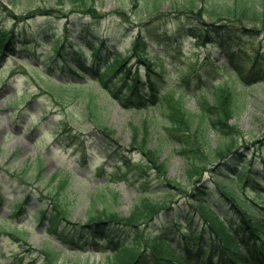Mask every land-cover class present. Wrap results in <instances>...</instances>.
<instances>
[{"label":"rangeland","instance_id":"1","mask_svg":"<svg viewBox=\"0 0 264 264\" xmlns=\"http://www.w3.org/2000/svg\"><path fill=\"white\" fill-rule=\"evenodd\" d=\"M0 2L19 17L28 16L40 9L45 11L54 9L58 12L56 14L61 13L60 18L39 16L33 20L19 22L16 28L18 34L30 38L36 36L42 46L44 43H51L52 35L63 34L67 15L71 23L81 25L78 32H72L74 42L79 38V31L86 28L98 37L105 38L110 50L120 54H125L130 49L136 31L133 32L130 30L132 28L122 24L120 16L115 12L126 10L133 14L134 19L142 18L149 21L153 15L151 12V16H141L133 9V0H97L96 16L102 18L86 14L83 9L74 8V0H0ZM183 3H186V0H159L158 14L176 12L183 8ZM0 21L2 27L11 28L14 25L13 20L7 16H1ZM157 21L158 19L152 20L150 24L163 23V21L156 23ZM179 45L180 51L172 58L167 55L164 44L158 46L151 43L149 47L151 56L158 54L161 58V62L157 64L163 65L167 70L168 83L179 80L185 67L189 62H195L200 52L204 55L212 54L215 59L219 58L214 46L203 48L194 44L189 38L182 39ZM34 47L32 45L31 49L33 50ZM41 51L42 49H38L39 53ZM28 63L22 64L14 58H8L5 64L0 66V87L5 85L0 91V202L2 203L0 227L5 229L0 232V264H41L42 249L57 251L61 248L58 242L49 239L44 230L39 229L35 223L40 211L51 208L49 194L54 198L57 197L67 207L70 213L69 220L75 225H87L90 214L95 213V208L102 210L109 207L121 217H128L134 205L141 200V189L109 180L105 175L99 178V169L104 165L105 169L102 173H111L116 168L130 180V184L132 182L134 184L133 172L129 170L131 168L117 166L116 160L123 156L131 160V164L150 165L149 157L146 155L149 150L154 152L159 163L165 164L167 178L181 183L183 192H176L177 202L173 200L168 210L145 229L140 253L145 254L147 264H152L150 260L152 255L150 249L145 246L144 239L160 232H164L174 247L180 249L185 240L177 224L183 222L181 228L184 231L191 225V229L196 230L197 227L200 230L199 228L204 226L198 212L191 209L186 198H180L186 193L185 191L193 193L192 188L199 187L203 183L210 187L217 181L216 174L202 171L197 181L200 179L203 182L195 185L196 178L188 175V169L190 171L193 169L192 165L189 166L180 155L179 149L170 142L166 132L169 121L161 111L145 112L126 108L123 104L126 103L124 101L127 98H124L121 104L115 97L100 92L98 87L92 90L85 87L75 102H64L46 90L45 81L31 68V63L34 62L28 60ZM200 63L201 61L193 65L199 66ZM144 69L145 66H142L141 71L144 72ZM222 75V72L212 75L205 72L203 79L218 84L228 78ZM232 77L231 80L237 79L236 75ZM66 79L69 82L83 81L71 77ZM247 94L244 108L235 119L229 121V124L237 126L242 134V137H239L240 143L234 142L229 137H222L210 128L207 152L211 153L213 161L222 157L221 151H224V155L232 151L240 152L250 163L258 160L256 170H264L259 158V155L264 157V81L249 88ZM191 95V98H185L186 107L190 112H196L197 92L193 91ZM138 96H132L131 100L137 101ZM94 115L100 118L103 126L112 131L111 137L94 129ZM65 131L68 133L65 134ZM69 136L80 139L84 148L80 149L72 145ZM143 143L147 146L145 149L142 148ZM104 145L114 150L120 149L114 157L104 159L102 149ZM84 157L87 159L86 163L82 162ZM149 173L151 186L154 188L152 198L161 200L159 189V185L162 184L161 175L158 176L157 170ZM262 186L264 188V184ZM29 193L33 196L27 217L12 218L9 210L12 203L18 202L19 196L23 198ZM103 193L106 198L102 196ZM111 193H118L120 199L114 201L110 196ZM242 196L251 204L252 201L264 203L261 196L252 191L246 190ZM212 201L225 204L217 191H212ZM186 212L187 221H176L183 219L187 215ZM16 224L19 231L30 230L26 238L27 244L16 242L14 240L16 237L13 238L7 232V230L12 231ZM238 239L241 242L238 246L240 250L244 249L246 243L249 245L254 243L251 236L245 233ZM208 252L203 259L194 257L192 264H220L222 255L218 246L210 245ZM111 258L109 254L97 249L84 248L82 251H66L60 256L59 264H109Z\"/></svg>","mask_w":264,"mask_h":264},{"label":"trees","instance_id":"2","mask_svg":"<svg viewBox=\"0 0 264 264\" xmlns=\"http://www.w3.org/2000/svg\"><path fill=\"white\" fill-rule=\"evenodd\" d=\"M133 2H135L134 9L141 15L152 12L156 15L153 19L171 20L173 28L168 32L167 29H159L158 25L143 23L137 30L131 50L127 54L113 55L109 51L107 41L86 28L79 31L80 41L74 43L72 30L78 32L81 25L70 21L63 27L64 35L58 37L52 35L51 44L45 43L49 51L43 50L41 54H38L39 45L37 44L40 42L38 38L36 36L30 38L26 35L21 39L15 30L20 18L0 2V17H10L15 24L7 28L2 27L0 23V64L6 57H14L23 64H28V61L23 59L25 57H20L22 55H26L28 60H35V63H31L32 69L42 76L46 90L54 97L65 98V101L76 100L80 96V90L76 87H82L85 84L69 83L60 78L64 79L68 74L74 78H80L84 76V72H89L96 78L98 87L103 93L109 94L112 90L114 95L119 98L126 97L128 102H131L133 95H142L138 96L133 107L136 110L161 109L169 121L166 128L168 137L170 136L171 142L176 147L181 148V154L189 165H192L193 169L191 171L188 169V175L193 176L191 178L198 177L203 169H208L210 166V168L213 167L211 171L219 179L215 187L227 204L222 207L213 203L210 192L203 183L199 187L192 188L193 193H189L188 190L184 192V197L191 209L195 208L201 213L212 234L223 235L230 244L233 242V237L229 233V227L234 226L235 223L226 216L229 217L230 213H233L238 222L237 228L250 231L256 242H259L264 239V218L260 214V210L264 211V204H258L259 209L242 205L238 188L246 186H250L252 190L261 188V184L264 183V173L247 166L244 154L240 152L232 151L224 155V151H221L220 162H216L213 161L207 149L210 128H213L220 136L229 137L234 142L240 143L239 137H242V134L238 127L229 124V121L237 117L244 108L247 88L264 79V42L261 41L264 38V0H186L183 8L168 18H165L166 14H158L159 0H133ZM96 4L97 0H74L73 7L83 9L82 11L86 14L97 17ZM56 13L58 12L54 9L46 11L40 9L21 18L23 20L35 19L37 16L59 18L61 13ZM116 13L120 14L122 21H125L126 16L123 12ZM129 18H131L130 15ZM128 27L132 26L128 25ZM160 30L164 32L159 33ZM39 34L43 33L39 32ZM182 35L193 36L197 44L215 45L216 50L226 60V65L221 66L219 61L206 57L208 65L193 66V63L198 61L190 63L186 69L187 74H182L184 76H181L176 85L167 84L168 77L165 70L152 64V62L160 61L158 55L149 57L144 50L148 48V38L170 46ZM31 44L36 46L33 50L29 48ZM19 46L24 48L19 50ZM168 48H170L168 53H172L173 49ZM87 50H90V56ZM132 58L135 59V66L138 67L139 64L146 66L144 75L138 68L133 71L134 64H129ZM89 60L91 63H88ZM210 63L212 67L209 66ZM217 67H220L219 71L224 72L225 76L229 75L227 79L218 84L209 83L208 80L203 79V73L212 75L213 69ZM234 74L238 76V79L232 81ZM238 87L242 90H238ZM193 91L197 92L196 112H190L185 101V97L191 98ZM94 125L99 133L108 137L113 135L112 131L103 126L100 121H95ZM136 131L138 132V129ZM104 146L102 149L107 157H114L120 149L114 150L110 146ZM146 147L143 143L142 148ZM146 155L150 160V165L146 166L131 164V160L123 156L117 159V164L131 168L135 177L144 178L141 186L149 196L134 206L128 217H121L109 207L102 210L95 208V213L90 214L87 225H75L69 220L70 213L67 207L57 197L54 198L49 194L51 208L40 211L35 223L39 229L46 230L47 235L69 249L81 250L86 247L102 249L113 254L115 260L112 264H146L144 255L140 253L144 228L163 213V209L175 197V191L183 192L179 183L173 186L172 181L165 179L166 166L157 161L154 152L149 150ZM232 161L233 164L229 163ZM151 169L157 170L158 176L161 175L162 180H165L161 186L165 195L164 202H154L150 199L152 187L149 185L150 181H145V178L147 173L152 171ZM99 174L102 175L101 172ZM110 177L117 178L119 181L125 180V176L117 170L113 171ZM196 182L199 181L196 180ZM31 200L32 197L26 195L13 203L10 209L12 217H27ZM214 205L219 207L226 221L222 219V213L214 211ZM187 217V215L184 216L186 220ZM204 232L205 230L190 232L182 251L170 249L165 233H158L154 238L149 237L144 241L153 252L154 264H191L193 249H199V253L202 252ZM28 234L29 232L26 231L14 233L16 240L23 244H26L24 237ZM127 235L131 237L129 242L125 239ZM230 244L228 246H231ZM259 252H263L262 245L248 251L250 256L260 255ZM42 254L44 257L41 264H57L60 256L57 257L51 251H44Z\"/></svg>","mask_w":264,"mask_h":264}]
</instances>
